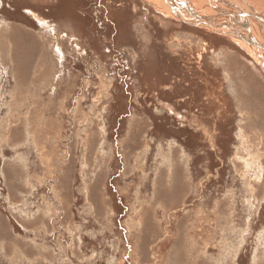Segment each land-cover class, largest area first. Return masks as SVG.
Wrapping results in <instances>:
<instances>
[{
  "label": "rangeland",
  "instance_id": "rangeland-1",
  "mask_svg": "<svg viewBox=\"0 0 264 264\" xmlns=\"http://www.w3.org/2000/svg\"><path fill=\"white\" fill-rule=\"evenodd\" d=\"M156 9L0 0V264H264V71Z\"/></svg>",
  "mask_w": 264,
  "mask_h": 264
},
{
  "label": "bare ground",
  "instance_id": "bare-ground-1",
  "mask_svg": "<svg viewBox=\"0 0 264 264\" xmlns=\"http://www.w3.org/2000/svg\"><path fill=\"white\" fill-rule=\"evenodd\" d=\"M144 1L155 6L158 11L164 13L167 17H176L180 19L181 22L186 21L190 24L200 22L202 25H205L206 28L215 29L208 30L228 36L240 47L248 51V53L260 63L262 71H264V21L258 20L259 17L257 18V16H253L250 12H247L248 9H240V6H246L247 4L251 6L249 8H254L253 3L264 9V0ZM215 1H217L218 5L212 4V2ZM233 12H236V15ZM243 28H247L251 30V32H244ZM260 36L263 37L259 38Z\"/></svg>",
  "mask_w": 264,
  "mask_h": 264
}]
</instances>
